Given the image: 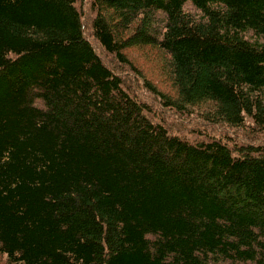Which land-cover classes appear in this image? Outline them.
I'll return each mask as SVG.
<instances>
[{
	"label": "trees",
	"instance_id": "trees-1",
	"mask_svg": "<svg viewBox=\"0 0 264 264\" xmlns=\"http://www.w3.org/2000/svg\"><path fill=\"white\" fill-rule=\"evenodd\" d=\"M82 3L0 0V257L264 264V0Z\"/></svg>",
	"mask_w": 264,
	"mask_h": 264
},
{
	"label": "rangeland",
	"instance_id": "rangeland-1",
	"mask_svg": "<svg viewBox=\"0 0 264 264\" xmlns=\"http://www.w3.org/2000/svg\"><path fill=\"white\" fill-rule=\"evenodd\" d=\"M82 1H83L82 4H85L87 2V0H82ZM187 7H189V4H187ZM91 17L92 15H90L89 13L85 15L84 22L86 23V27L89 26ZM138 50L141 51L131 50L126 53L130 62H132L135 65V67H137L142 72L144 77L147 80H149L160 91L164 93L171 92L172 89L170 88V84H168L166 80L164 70L161 71V69L160 70L157 69V66L160 67L162 63H159V61H157L156 58L157 54L154 52V50L150 49L149 47ZM98 52L100 54L102 53L100 52V50ZM103 59L105 62L111 61L110 57L107 58L104 55H103ZM110 63L113 64L114 61L112 60V62ZM0 264H6L2 257H0Z\"/></svg>",
	"mask_w": 264,
	"mask_h": 264
}]
</instances>
